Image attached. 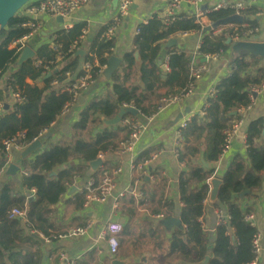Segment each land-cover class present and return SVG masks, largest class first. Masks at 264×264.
Returning <instances> with one entry per match:
<instances>
[{"label":"crops","instance_id":"obj_1","mask_svg":"<svg viewBox=\"0 0 264 264\" xmlns=\"http://www.w3.org/2000/svg\"><path fill=\"white\" fill-rule=\"evenodd\" d=\"M119 1L90 0L66 17L42 12L31 14L27 12L26 6L20 10L18 16L19 18L24 17L25 20H17V25L31 19L39 25L38 31L29 40V44L34 43L35 50L38 46L46 43L55 44L59 31H69L77 26H82L78 35L79 41L70 51L75 53H72L67 59H63L62 55L61 60L55 62V65L48 71L58 68L57 72L52 74L55 75L66 64L76 66L72 74L65 72L68 77L66 80H59L58 85L55 86L58 92H60L61 87H66L71 82L70 80L84 73L85 64L89 62L86 58L88 54H92L90 47L95 40L105 37L114 39V44L107 65L104 64L105 66L103 65L96 72V75L89 80L88 85L82 89L76 102L55 119L48 132L40 138L41 145L33 148L28 147L31 144L29 143L20 149L11 148L9 155L5 152L6 166L0 170V189L4 183H9L15 193L26 194L31 198L35 197L36 192L33 189L27 190L23 186V179L32 172L30 162L53 145L71 143L74 138L75 123L87 104L96 97L110 96L114 98L113 76L115 73L122 76L127 72L126 75L128 74V76H124L127 85H138L137 92L148 94L144 98L142 106H138L134 101L127 103H134V107H126L124 106L125 103L122 106L126 109L122 119L126 116L138 115L139 110L143 111L144 114L139 116L144 126L141 136L131 150H125L121 148L120 142L128 137L130 128L122 127L121 122L116 125H108L106 122L116 114L105 118L102 122H91L87 132H85V137L88 139L106 127H119L117 137L114 140L115 146L106 152L103 159L99 157L100 153L91 161H85L75 154L69 162L61 165L57 171L66 170L73 176L66 184V191L60 200L53 204L47 212L51 223L48 228L51 233L61 232L73 224L83 223L88 217L95 218L98 222L97 225L90 232L78 237L66 236L54 241L40 240L35 237L39 242L29 241L25 244L32 251L39 253L40 264H65L66 259L69 258H74L75 264H111V260L115 257L129 259L128 264H205V258L201 262H189L179 253H171L170 244L173 232L177 228H184L185 225L181 220V225L169 227L164 223V220L169 217L181 218L180 214L184 205L180 193L181 182L183 176H189L193 168L213 169L214 172L211 177L223 178L233 162L237 160H243L248 166L250 165V145L244 136L248 137V127L252 121L262 119L264 122V91L258 95L253 107L244 110L237 109V113L241 115L239 119L242 118L243 122L233 133L230 146L223 151L219 159L208 161L203 153L181 159L183 141L181 142L182 145L177 143V130L183 120H191L195 116L205 114L212 88L229 76L234 69V58L240 54L235 52L233 43L239 39L232 37L229 33L228 39L232 38V40L227 42L228 45L217 58L206 57L201 54L198 51V45L203 41L204 32L212 30V27L216 25L214 23L216 21L211 20L209 16L205 19L206 24L211 21L213 24L203 26L201 31H176L165 38L161 42L158 58L162 68L169 53L176 49L189 56L191 72L192 69L198 70L199 75L195 79L194 88L188 97L170 103L162 110H157L158 101L162 95L167 94L168 88L165 86H159L152 90L144 88L140 79L141 59L139 51H135V65L127 68L126 72H124L123 56L128 51L135 49L134 41L140 25L144 24L143 20L163 16L168 0H134L129 14L122 21L116 34L110 37L106 35V28L109 21L118 13ZM206 1L208 5H212L218 0ZM249 8H253V10H246L244 19L246 21L247 18L256 20L253 26H256L258 30L254 34L259 35V40H264V0H250ZM208 19L211 21H207ZM229 23L235 25L239 22ZM69 25L72 26L68 28ZM231 30H234L233 26H228L222 32H230ZM254 34L248 39H253ZM82 35L83 37H81ZM112 56L118 57L119 62L112 63ZM260 61V65L264 66V57H260ZM15 67L16 65L9 66L7 71L0 75V89L3 88L7 94V99L3 103L5 108L10 107L15 100L10 94L12 89L7 85V79ZM168 68L169 66L163 70H168ZM36 82L42 84L43 81L37 79ZM80 95L84 96L83 101L80 100ZM6 102L9 104L8 106L5 105ZM135 109L137 113L132 112ZM238 120L231 118L232 127ZM263 130L261 137L254 138L257 146L264 145ZM152 154H156V156L152 157ZM96 159H101V163L93 166L92 162ZM146 159L150 160L146 161ZM131 162L142 163L144 164L143 168L132 167ZM10 165L17 166L15 173L8 172ZM119 165L122 166L123 170L117 175L116 186L109 198L104 202H95L84 206L85 184L88 179L93 176L98 178L103 167L113 168ZM53 172L55 173V171ZM209 179L200 182L193 178L186 180L190 188L197 189L203 184L209 183ZM122 192L123 195L119 197L120 209L117 212L118 215H115L114 201ZM242 203L250 205V212L254 213L255 226L261 232V245L264 255V171H262V182L258 190L250 196H243ZM109 220L118 221L122 224V230L118 234L119 247L117 252H112L108 240L99 235L100 225ZM215 220L214 205L211 202L205 210L206 226L203 227L208 235L210 248L214 242L217 228ZM33 232L35 231L32 230L31 235ZM39 232L41 231L36 233L40 234ZM28 233L30 234L26 229L24 234ZM207 255L211 259V253L209 252Z\"/></svg>","mask_w":264,"mask_h":264},{"label":"trees","instance_id":"obj_2","mask_svg":"<svg viewBox=\"0 0 264 264\" xmlns=\"http://www.w3.org/2000/svg\"><path fill=\"white\" fill-rule=\"evenodd\" d=\"M248 9L253 10V8ZM19 12L0 32V75L4 74L9 66L16 65L7 79V85L13 91H17L21 97L19 100L15 99L10 107L5 108L3 103L7 99V94L3 88L0 89L2 107L0 170L6 166V151L3 144L5 138L19 131H25L26 139L31 140L41 128L50 125L63 112L66 103L76 101L73 92H58L57 87L50 85L54 78L66 80L68 77L65 72L72 74L76 66L66 64L59 73L48 77L46 74L55 65L58 54L63 55V59H67L75 53L70 52L72 39L78 37L82 26L69 31H59L55 42L62 46L57 50L46 43L36 48L33 57L17 63L19 58L16 59V47L10 46L11 42L28 31L27 27L16 24L19 19L25 20L24 17L19 18ZM230 13V10L218 9L210 12L209 17L217 21L229 16ZM247 21L252 26L256 23L255 19L247 18ZM202 29L195 16L176 18L170 23L157 17L150 19L148 23L140 25L134 41L135 49L123 56L124 72L135 65V51L138 50L141 59L140 79L144 88L152 90L165 86L168 88V94L181 93L193 79L189 56L183 51L172 50L168 55L169 68L163 70L161 63L158 62L161 42L176 31H201ZM229 33L234 37V30L218 34L212 30L205 31L200 53L214 54L220 47L225 48L228 45ZM113 44L114 39L105 37L92 43L90 47L92 54H88L86 58L92 66L91 77H94L96 72L108 62ZM260 62V57L256 54L235 56L232 73L217 84L216 94L209 98L205 114L193 117L183 129L181 159L200 153H203L208 161L219 159L223 153L225 131L232 127L231 118L238 120L241 117L237 109L248 105L250 86L260 84L264 80V66L260 65ZM126 73L122 76L115 73L113 76L114 98L96 97L87 104L75 123L74 138L71 143L53 145L30 162L32 172L23 179V186L27 190L35 189V197L15 193L9 183H4L1 187L0 264H40L39 253L32 251L25 243L39 242L31 235L32 230L41 231L45 235L51 233L48 228L51 223L47 212L60 200L66 191V184L73 176L66 170L57 171L58 168L69 162L75 154L85 161H91L99 153L114 147L119 127H106L88 139L85 137V132L90 123L102 122L105 118L114 116L124 103L134 101L138 106H142L144 98L148 95L137 92L138 85H127L125 77L128 74ZM37 79L42 80V84H38ZM263 123L262 119H257L248 127L250 165L248 166L243 160L233 162L223 176L217 201L212 203L214 206L223 205L229 211L230 222L235 227V239L231 240L227 235L226 225H220L216 228L214 242L211 248L209 247V238L199 221V216L203 211L202 200L209 193L210 184L206 183L194 189L190 188L186 179L193 178L199 182L208 180L214 170L196 167L192 169L189 176L182 178L180 193L184 205L180 215L185 226L173 232L171 253H179L189 262H201L210 252L212 257L208 264H248L252 260V242L258 229L246 220V214L251 210L250 205L243 204V197L235 194L250 190V193L244 197L250 196L261 185L262 171H264V145H255L254 138L261 137ZM14 208L26 210V221L13 215ZM26 229L30 234H24Z\"/></svg>","mask_w":264,"mask_h":264},{"label":"built area","instance_id":"obj_3","mask_svg":"<svg viewBox=\"0 0 264 264\" xmlns=\"http://www.w3.org/2000/svg\"><path fill=\"white\" fill-rule=\"evenodd\" d=\"M89 1L90 0H30L25 6H26L27 12L31 14L42 12V13H48L52 15L66 17L72 14L77 9L84 6L85 4H87ZM133 2L134 0H120L119 1L118 13L109 21V24L106 28L107 36L113 37L116 34L122 21L129 14V10ZM249 5H250V0H218L212 5H208L206 0H168L165 6V11H166L165 14L159 17L163 21L170 23V22H173L176 18L195 16L196 21L200 23V25L203 27L208 24L210 25L213 24V21H211L210 19H208L207 21H211V22L206 24L205 19L208 18L209 13L214 10H218V9L230 10L231 11L230 15L241 14L244 16L246 10L249 8ZM25 6L22 7L21 9L25 8ZM149 20H150L149 18H146L143 20V22L148 23ZM19 24L27 27L28 31L25 35L11 42L10 46L16 47V59L19 58L22 51L29 44L30 38L34 36V34L38 31V27H39L38 23L33 19L20 22ZM71 26L72 25H69L68 28H70ZM228 26H233L234 31H235L234 37L236 39H248V37L253 35L254 32L258 30L256 26H251L244 19L242 22L236 23L235 25L234 23L217 24L212 27L213 28L212 31L222 32L223 30L227 29ZM81 37H83V35ZM79 38L80 37H74L72 39V45L70 47V50L73 49L74 45L79 41ZM201 45H202V41L198 45L199 52H200ZM52 46L54 49L57 50L62 45L59 43H55V44H52ZM223 50L224 48L220 47L216 53L206 54L204 56L217 58L223 52ZM61 58H62V55L58 54L55 58V62H59ZM168 60H169V57L165 59L164 64H163L166 67H168ZM91 67L92 66L90 62H86L84 73L81 76L74 78L66 87H61L60 92L71 91L73 92L77 100L82 89H84L88 85L89 80L92 78L91 77ZM191 74L193 76L192 81L188 84L186 89H184L181 93H177V94L167 93L160 97L158 101V105H157V110H162L168 104L183 100L190 95L195 85V79L199 75V71L192 69ZM58 83H59V79L54 78L50 82V85L57 86ZM263 91H264V80L260 84H253L252 86H250L248 105L244 108H238V109L244 110V109L253 107L257 101L258 95ZM10 94L16 100L21 99L17 91L11 90ZM210 94L211 96H214L216 94V87L212 88ZM75 102L76 101L66 103V106L63 112L67 111L68 108ZM124 106L134 107L135 104L125 103ZM1 112H2V107L0 105V114ZM143 114H144L143 111L139 110L138 115L133 116V117L126 116L125 118L122 119L121 126L124 128H130V131H129L128 137L120 142L121 148H124L125 150H131L135 142L141 136L144 126L139 116ZM189 120L190 119L183 120L177 130V143L178 144H181V142L184 140L182 131L184 128L187 127ZM54 122L55 120L51 122L50 125L44 126L43 128H41L39 133L35 137H33L31 140L26 139L25 131H19L15 133L13 136L5 138V140L3 141V144L5 147L6 154L9 155V151L11 150V148L20 149V148H23L24 145L32 143L35 140L40 139L43 135H45L48 132L50 126L53 125ZM242 122H243V119L241 118L234 124L232 128H229L225 131L226 135H225V143L223 146V151L227 150L228 147L230 146L232 142V135L234 132H236L237 128L239 127V125L242 124ZM244 138L247 139L246 136H244ZM106 152L107 151L101 152L99 154V157L103 159L106 155ZM154 156H156V154H152V157ZM149 160L150 159H146V161H149ZM143 165L144 164L142 163L131 162L132 167L135 166L138 168H143ZM122 170L123 168L121 165L117 167H113V168L103 167L101 172L99 173L98 178L94 176L90 177L85 184L84 206H88L95 202L106 201L116 186L117 175L120 172H122ZM33 190L35 191V189ZM122 195H123V192L120 193L116 197V200L114 201L115 215H118L117 212L120 209L119 197ZM210 203H211L210 193H208L202 200L203 211L201 215L199 216V221L202 223L203 227L206 226L205 210H206V207L210 205ZM214 210H215V217H216V220H215L216 227L220 225H226L227 235L231 238V240H234L236 236L235 227L230 222L231 215L229 211L223 205L214 206ZM12 213L14 216L21 218L23 221H26V210L20 209V208H14ZM246 220L255 226V218H254L253 212H248L246 214ZM97 223L98 222L95 218L88 217L83 223L73 224L69 228L61 232H52L47 235H45L43 232H39V233L42 237H44L48 241H54V240H57L59 238H63L66 236L78 237V236L86 234L87 232H90L91 229L95 225H97ZM121 230H122V224L118 221H111V220L102 223L99 227V235L102 238H106L108 240V242L111 245L112 252L118 251V247H119L118 234L121 232ZM252 256L253 258L248 264H264L263 247L261 245V232L259 230L256 231L253 237ZM65 264H75V259L74 258L66 259Z\"/></svg>","mask_w":264,"mask_h":264},{"label":"water","instance_id":"obj_4","mask_svg":"<svg viewBox=\"0 0 264 264\" xmlns=\"http://www.w3.org/2000/svg\"><path fill=\"white\" fill-rule=\"evenodd\" d=\"M30 0H0V32L7 26L8 22L11 18H13L18 11L21 10ZM244 20V16L241 14H233L224 18H221L215 22V24H225L229 22H242ZM232 40V38L228 39V43ZM34 43L28 44L17 60V63H21L24 60L33 57L35 55V48ZM233 47L235 52L240 55H248V54H256L257 56L264 57V40H259V35H255L253 39H239L233 43ZM79 53V51H78ZM119 58L116 56L111 57V62L116 63L119 62ZM163 68H166L163 65ZM58 68L54 69L53 71L48 72L46 75L47 77L52 75L53 73L57 72ZM8 91V88H6ZM80 100H84V96L80 95ZM6 106L9 104L6 102ZM132 112L137 113V110H132ZM126 109L124 107L121 108L120 112L116 114L114 117L109 118L106 120L108 125H116L121 122L122 117L125 115ZM264 134V130H263ZM37 145H41V140H35L32 142L28 147H36ZM101 163V159H96L92 162L93 166H97ZM8 172L15 173L17 166L10 165ZM209 183L211 185L210 189V200L211 202H216L219 195V189L223 183V178L213 176L209 179ZM247 193H250V190H244L240 194H235L236 196L243 197ZM164 223L167 226L173 225H181V218L179 217H169L164 220ZM32 235L40 240H45L40 234L33 232ZM210 260V256L207 255L205 257V264ZM129 259H122L119 257H115L111 260V264H128Z\"/></svg>","mask_w":264,"mask_h":264}]
</instances>
